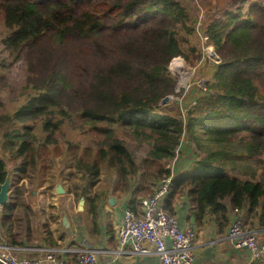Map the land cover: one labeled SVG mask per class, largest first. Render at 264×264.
I'll list each match as a JSON object with an SVG mask.
<instances>
[{
    "label": "trees",
    "instance_id": "1",
    "mask_svg": "<svg viewBox=\"0 0 264 264\" xmlns=\"http://www.w3.org/2000/svg\"><path fill=\"white\" fill-rule=\"evenodd\" d=\"M238 8L208 25L211 43L221 57L207 80L210 92L194 96L198 103L186 114L173 115L162 106L163 99L174 94L177 81L170 63L180 53L185 38L182 31L194 32L187 25V10L179 0H0L8 29L3 43L12 50L34 48L43 37H50V32L61 42L74 37L98 40L106 30L118 34L112 46L108 43L101 48L92 41L102 54L114 50L116 56L100 65L94 83L89 85L71 81L65 51L53 64L46 51L39 52L40 63L32 65L25 84V101L12 111L0 113V151L17 162L18 181L44 169L41 164L47 151L54 154L66 146L61 175L73 165L74 174L82 172L95 186L103 169H113L117 186L120 184L114 190L129 191L134 185L132 176L143 170L117 133L126 128L136 135H152L148 161L158 165L150 178L152 194L172 173L169 162L178 147L181 160L191 162L189 170L176 176L167 205L187 193L198 220L213 214L222 227L229 222L230 207L246 213L264 210V173L258 177L255 170H229L239 152L238 145L252 155L264 154V4L251 3L246 11ZM74 114L81 115L85 124H92L97 136L91 140L96 149L91 145L81 148V142L68 138L62 142L57 136ZM184 141L190 147L193 143L195 151L186 150ZM52 172L50 181L55 178ZM7 173L8 163L0 155V184ZM46 182L44 178L38 186ZM47 186L53 188L54 184ZM86 190L84 187L81 193H73L84 197ZM108 193L97 192L87 199L95 223L101 200ZM22 194L21 185L11 192L10 202L3 206L5 221H0V242L4 239L2 230L8 226V243L17 247L27 244L9 224L17 208L29 210L19 201ZM142 197L130 202L133 210L138 211L136 205ZM29 222L26 226L30 234ZM46 246L50 247V242ZM250 264H264V260Z\"/></svg>",
    "mask_w": 264,
    "mask_h": 264
},
{
    "label": "rangeland",
    "instance_id": "2",
    "mask_svg": "<svg viewBox=\"0 0 264 264\" xmlns=\"http://www.w3.org/2000/svg\"><path fill=\"white\" fill-rule=\"evenodd\" d=\"M179 1L187 10V25L194 28V32L185 34V32L182 31V35H185V38L180 46V53L170 63V69L177 81L174 94L168 95L170 96L169 100L162 102V106L165 107L166 112L173 115H180L181 112L182 114H186L188 109L195 104L193 99L204 96L200 94L196 81L201 78H204L207 81L210 78V72L211 69H213L214 64L219 63L221 60L218 50L215 45L211 43L210 36L209 41H205L202 37V31H206L209 35L207 31L208 25L214 19L225 18L227 17V12L238 10L240 9L238 8L240 6L243 7V11H246L251 3L259 2L264 4V0ZM243 1H246V3L243 4ZM7 33L8 29L5 25L2 12L0 11L1 114L9 112V110H14L16 106L25 101L26 95L23 93L25 84L27 83L28 77L31 75L33 69L32 65L40 63V58H38L39 52L46 51L48 54L47 56L52 60L53 64L55 60H60L62 58V52L65 51L67 53L65 66L68 67L69 77L74 84L79 85H89L94 83V76L98 72L97 69L100 65L103 64V62L113 61L116 56L114 50L107 51L105 55L102 54V52L98 51V49H96L97 47H95L92 43V41H94L97 45L101 46V48L108 43L112 46L113 42L118 39V34H111L108 30L103 32L98 40L74 37L66 39L64 42H61L56 37H53L50 32V37H43L39 41L40 44L36 47L32 48L24 46L23 48L14 50L7 48L3 43ZM210 46L212 48H209ZM43 58L46 60V57ZM177 59L178 62L175 61ZM84 124L83 117L81 115L74 114L72 120L68 119L63 124L62 129L57 136L61 138L62 142L68 138L76 142H81V148H87L88 145H91L94 149H96L94 140H91L92 137L95 138L94 136H97L96 131L93 130L92 124H85V128H83ZM2 131L3 130L0 129V137L2 135ZM117 133L126 142L142 165V173L138 176H132L131 182L134 184L132 186L134 191H136L137 195L140 196L151 195L152 186H150V178L152 177L153 170L156 171L158 168V165L151 164L148 161L153 142L151 133L148 132V134L142 133L140 135H136L131 130L126 128H120ZM240 138L241 137H238V139ZM185 142L186 141H184V143ZM185 145L190 147L189 143L184 144L183 147H185ZM53 147L54 146H51L52 149ZM190 148H194V151L196 149L193 143H191ZM237 148L239 149V152L234 155L235 163L229 166V170L234 173L246 170H255L258 177H260L261 174L264 173V154L252 155L248 150H244L243 146L238 145ZM65 149H67L66 146L58 148L54 154H52V150L47 151L46 158L43 159L41 164H44L46 168L44 167V169H40L39 173L36 175L31 174V177L22 179V181H18L19 174L16 171L17 162L9 159L7 152L0 151V155L5 157L8 163V169L10 168L13 170L11 192L15 193L16 187L21 185L23 194L21 198L18 196L19 201L21 199L29 208V210H25L24 208L19 207L11 214V218L9 217L10 221H12L9 225H13V229L19 238L23 239V236L26 235V232L29 230L26 226L27 220H30V230L34 237L33 242L41 240L39 234L40 231L42 232V237H44V234L50 230V208L52 210V202H54V200L50 198L52 197V194L55 198H57V200H55L59 205V207L56 208L57 211L61 209L60 214L64 215L66 212L69 213V211H84V209H79L80 199L82 196H76L75 193H73L76 191L81 193L84 187L87 189L86 194L84 195L86 199L84 208L87 207V199L90 195L97 192L102 193L104 191H113L112 193L119 191V189L114 190V188L120 187V184L117 186V176L115 170L113 169L108 171L103 169L100 179L97 180L95 186L90 185V178L86 177V175L82 174V172L74 174L75 169L73 165H68L65 171L66 174L61 175L60 172L63 170L62 165L66 159V156L64 155ZM179 155L182 156V153ZM181 156H179L174 163V166L179 165V170L183 167L181 166V163H184L181 160ZM174 159L175 156L170 160V165ZM186 161H188V159H186ZM52 164L53 166L51 167ZM50 171L55 175L53 181H50ZM44 178L47 179V182L45 183L46 185L40 184L38 186L40 181ZM59 181L64 183L66 190V192L62 195H58L56 193L55 186ZM50 183L54 184L53 188L47 186ZM4 213L5 208L0 206L1 222H3L2 220L5 221L3 216ZM7 227L8 226H6L4 230L6 234L4 233L3 239L6 242L9 240ZM45 243L49 244V241ZM36 246L32 245L29 248L32 249ZM19 249L16 248L12 251L22 256L34 252L33 250L23 252V248Z\"/></svg>",
    "mask_w": 264,
    "mask_h": 264
},
{
    "label": "crops",
    "instance_id": "3",
    "mask_svg": "<svg viewBox=\"0 0 264 264\" xmlns=\"http://www.w3.org/2000/svg\"><path fill=\"white\" fill-rule=\"evenodd\" d=\"M186 143L188 142L184 144ZM184 148L191 151V148L187 145ZM182 166L180 170L178 167L177 173L189 170L191 162H184ZM59 183L64 186L62 181L57 182L56 186ZM112 192L109 191L106 196H103L99 218L96 223L89 213L88 201L84 211H69V213L66 212L63 215L60 214L61 209L57 211L56 208L59 207L55 201L57 198L52 194L50 198L54 202H52V210L50 208V230L44 234V237H42L40 231L41 240L37 242H33V233H30V235L27 231L26 235L23 236V240L27 246L47 245L45 242L49 241L50 247L60 249L56 253L55 260L46 261L45 264H78L76 254L64 250L68 247L98 248L101 251L99 252L101 264H155L157 257L153 254H123L117 251L119 248L117 231L123 221L124 211L126 207H131L130 202H133L134 198L139 200L141 196L136 195L137 192L134 191L133 187L129 191ZM111 197H114L115 204L110 202ZM165 205L170 212L179 218L182 225H194L197 230L196 258L193 264H250L252 262L250 253L245 249L234 248L227 241L226 234L230 223L239 212L244 213L247 227L261 234L264 225V210L262 208L253 213H246L245 211L236 212L229 206V222L222 227L213 214H207L202 220H198L194 214L195 205L187 193L176 196L169 205L166 202ZM64 217L67 218L65 222ZM4 233L6 234L2 230L3 236ZM29 235L30 237H27ZM38 253L37 250H34V252L28 254L38 255Z\"/></svg>",
    "mask_w": 264,
    "mask_h": 264
},
{
    "label": "built area",
    "instance_id": "4",
    "mask_svg": "<svg viewBox=\"0 0 264 264\" xmlns=\"http://www.w3.org/2000/svg\"><path fill=\"white\" fill-rule=\"evenodd\" d=\"M202 37L205 41H209V35L206 31H202ZM196 84L200 94L205 95L209 92L207 81L204 78L198 79ZM193 102L196 104L197 100H193ZM180 150V147L176 150L175 159L169 166L172 173L161 180L153 194L141 198L139 210L126 207L123 221L117 231L119 245L117 251L119 253L153 254L157 257L155 264L194 263L197 230L194 225H182L179 218L170 212L165 205L173 182L176 176L180 174L176 172V166H174ZM226 239L234 248L247 250L252 262L264 260V228L261 234L249 229L243 213L239 212L230 223ZM29 247L12 246L4 240L1 241L0 263L45 264L46 261H54L56 253L60 251V249L46 245H38L32 249ZM16 248H23V252L37 250L40 254L22 256L12 251ZM64 250L75 253L78 264H101L99 259V252L101 251L98 248L68 247Z\"/></svg>",
    "mask_w": 264,
    "mask_h": 264
},
{
    "label": "water",
    "instance_id": "5",
    "mask_svg": "<svg viewBox=\"0 0 264 264\" xmlns=\"http://www.w3.org/2000/svg\"><path fill=\"white\" fill-rule=\"evenodd\" d=\"M169 98L170 96L165 97L162 102L168 101ZM12 182H13V170L9 168L5 181L0 184V206L7 205L10 202ZM56 192L58 194H64L66 192L62 183L57 184ZM110 202L112 204H115L114 197L110 198ZM84 203H85V197H81L80 207H79L80 210L84 209ZM63 220L65 222L67 218L64 217Z\"/></svg>",
    "mask_w": 264,
    "mask_h": 264
},
{
    "label": "bare ground",
    "instance_id": "6",
    "mask_svg": "<svg viewBox=\"0 0 264 264\" xmlns=\"http://www.w3.org/2000/svg\"><path fill=\"white\" fill-rule=\"evenodd\" d=\"M175 61H177L178 62V59L177 60H175ZM145 197V196H144ZM137 210V209H136ZM8 242V241H7ZM58 249V248H57ZM62 250V249H61ZM18 252V251H17ZM38 252V251H37ZM63 253H64V251H63ZM100 255V254H99ZM60 259V258H59Z\"/></svg>",
    "mask_w": 264,
    "mask_h": 264
}]
</instances>
